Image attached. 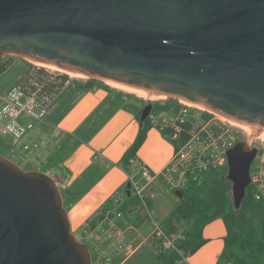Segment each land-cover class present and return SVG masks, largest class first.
Here are the masks:
<instances>
[{"label":"water","instance_id":"water-1","mask_svg":"<svg viewBox=\"0 0 264 264\" xmlns=\"http://www.w3.org/2000/svg\"><path fill=\"white\" fill-rule=\"evenodd\" d=\"M16 57L196 106L264 131V0H0V61ZM143 107L140 120L149 115ZM255 147L225 151L239 210ZM0 156V264H91L56 180Z\"/></svg>","mask_w":264,"mask_h":264},{"label":"crops","instance_id":"crops-1","mask_svg":"<svg viewBox=\"0 0 264 264\" xmlns=\"http://www.w3.org/2000/svg\"><path fill=\"white\" fill-rule=\"evenodd\" d=\"M18 60V69L11 78L3 79L4 72L0 74V151H7L26 164V171L47 168L44 173L49 174L58 169L56 180L61 181L58 189L70 232L77 240L87 242L88 235L99 226L101 230L91 246L102 250L108 264H162L156 246L150 243L155 228L145 235L138 232L131 220L122 221L123 213L117 212V208L125 199L122 187L132 179L139 189L142 208L131 212L146 211L147 214H141L147 215L153 226L158 218L164 221L168 217L178 201L164 181L165 169L175 151L173 143L157 128L149 129L136 152L138 163L149 174L132 167L128 176L119 162L138 136L140 125L135 109L141 106L99 87L85 89L69 84L47 107L9 119L3 115L7 106L4 96L29 69L27 61ZM30 143L38 144L36 151L23 149V145ZM157 202L160 204L155 208ZM106 204L111 206L114 216L98 222L99 210ZM201 234L204 244L176 264H221L219 256L226 235L223 221L212 220Z\"/></svg>","mask_w":264,"mask_h":264},{"label":"trees","instance_id":"trees-1","mask_svg":"<svg viewBox=\"0 0 264 264\" xmlns=\"http://www.w3.org/2000/svg\"><path fill=\"white\" fill-rule=\"evenodd\" d=\"M11 62V57H5L0 61V74H2ZM29 66L28 71L12 87H19L26 95L35 94L42 104L47 107L57 96L61 89L69 81L65 73L57 74L51 82L46 81L47 73L43 67ZM45 78V79H44ZM73 85L80 88H103L110 89L116 95L126 97L122 91H115L104 82L96 79H86L82 84L74 81ZM148 103H146L147 105ZM151 114L171 113L178 111L179 105L175 99L169 98L164 102H152ZM143 107L135 109V118L139 121L140 130L133 144L125 151L119 162V166L131 175L132 167L134 170L139 169L136 159V152L144 142L146 133L153 126L149 118L140 120ZM184 125V128H187ZM162 135L169 139L174 146L176 141H184L187 131L178 134L176 141L171 140L168 131H161ZM241 138H239V141ZM136 164V165H135ZM222 168V169H221ZM220 169H213L201 176L199 182L191 179L178 189H171L172 193L177 196V204L173 211L161 224L160 229L164 237L171 235L182 236L176 238L169 248H163L161 238L154 235L152 242L155 241L157 258L162 264H176L183 257L195 253L203 244L202 229L205 225L214 219L220 218L226 229L224 237V247L219 256L218 263L228 264H264V194L259 200L253 198L251 189L246 188V195L240 209H234L230 193V183L223 177V171L227 170L226 164ZM133 170V171H134ZM132 182L128 180L122 187L125 199L117 208V212L125 213L128 210L142 208L138 197L133 194ZM110 203V202H109ZM110 205L106 204L99 210L97 217L98 222H104L113 218V213L109 209ZM188 223L189 227L184 223ZM91 263L94 262V255L91 254Z\"/></svg>","mask_w":264,"mask_h":264},{"label":"built area","instance_id":"built-area-1","mask_svg":"<svg viewBox=\"0 0 264 264\" xmlns=\"http://www.w3.org/2000/svg\"><path fill=\"white\" fill-rule=\"evenodd\" d=\"M46 73V81L48 82L53 81L54 77L57 76L54 72L46 71ZM65 85H69V81L65 82ZM20 98H23V101H19ZM4 100L7 101V106L3 109V115L11 120L17 119L21 114H31L34 109L45 108L35 94L26 95L19 87L6 93ZM176 101L179 105L176 113H149L147 116L154 128H157L160 132L168 131L170 133L169 138L173 141L178 139L179 133L187 131L186 136L188 137L184 141H176L173 158L164 172V181L170 189L181 188L188 179L198 182L201 175L210 170L223 167L226 164L225 151L239 142L240 132L245 134V131L237 130L238 126L234 127L236 125L229 123V121L219 115L185 105L179 100ZM216 117H221L228 124ZM184 125L188 127L184 128ZM3 128L2 132L5 133L7 126ZM252 140L253 138L246 142L250 148L255 147L257 149L250 166L249 186H251L253 198L259 200L264 194V139ZM37 148V143L23 145V149L27 152L36 151ZM139 169H141V173L149 174L147 168L142 164H139ZM130 181L132 182V179ZM132 187L133 194L140 197L139 189L135 187L133 182ZM117 215L119 216L120 214ZM100 230L98 226L94 233L89 234L86 243L91 246V243L96 241V235ZM155 233L159 238H164L160 230L157 229ZM162 246L163 248H169L172 245L163 242ZM92 254L95 256L94 264H108V258L104 257L101 249L92 248Z\"/></svg>","mask_w":264,"mask_h":264},{"label":"rangeland","instance_id":"rangeland-1","mask_svg":"<svg viewBox=\"0 0 264 264\" xmlns=\"http://www.w3.org/2000/svg\"><path fill=\"white\" fill-rule=\"evenodd\" d=\"M18 59H20V58H16V57H11V62H10V64H9V66L7 67V71L5 72L4 71V76H3V79H9V78H11V75L15 72V71H17V69H18V66H17V63H18ZM17 61V62H16ZM15 62H16V65L15 66H13L14 64H15ZM27 63H29L28 65L29 66H31V67H36L35 69H38V68H41V66L40 65H37V64H32L31 62H28L27 61ZM11 66H13V67H11ZM38 67V68H37ZM47 72L48 71H50V72H54V73H56L57 72V70H54V69H51V68H47V67H43ZM57 73H62V72H57ZM65 75H67L68 77H69V84H72L74 81H78V83L79 84H82L85 80H86V78H84V77H77V76H71V75H68V74H65ZM106 85H109V87H111V88H113V89H115V91L117 90V91H122L123 92V95H127L128 96V98H126L125 100L126 101H132V103H136L138 106H141V107H144V106H146V103H148L149 104V102L150 103H152V102H164V101H166L167 99H169V98H165L164 96H154V95H142L141 96V94H137V93H134V92H132V91H130V90H127V89H124V88H119V87H116V86H113V85H110V84H107V83H105ZM119 86V85H118ZM204 111H206V109H204ZM216 118H219V120L220 121H225V120H223L221 117H216ZM227 124H228V122L227 121H225ZM230 123V122H229ZM234 125V124H233ZM234 127H237V126H234ZM241 128H243V129H241ZM241 128H239V127H237L236 129L237 130H240V131H245L244 133L245 134H242V132H240V138H241V140L240 141H243V142H247L249 139L251 140V138H253V140L252 141H256V139H264V136H262L260 133H258V135H257V133H256V135H255V133H253V134H249L250 133V131H252L251 129H247V127H241ZM253 129H255L254 127H253ZM249 134V135H248ZM264 134V133H263ZM168 140V139H167ZM254 143V142H253ZM256 145V144H255ZM1 147V146H0ZM1 152V151H0ZM0 154H3L4 155V157L5 158H7V159H9V160H11L14 164H16L21 170H23V171H26L28 168H27V165L26 164H24V163H22L20 160H18V159H15V158H12L11 157V155L7 152V151H5V152H1ZM220 169V168H219ZM222 169V168H221ZM46 170H47V168H45V169H41V173H44V172H46ZM217 170V169H216ZM39 172V171H38ZM49 173V172H48ZM45 174V173H44ZM227 174V170L224 172L223 171V178L225 179V175ZM204 175V174H203ZM202 176V175H201ZM200 179H202V178H200L199 177V179H198V182L200 183ZM226 180V179H225ZM230 183V182H229ZM249 188L251 189V186H249ZM230 193H231V183H230ZM230 193H229V195H230ZM171 197H173L172 199H175V196H171ZM230 197H231V195H230ZM232 201V200H231ZM159 204H160V202H157V203H155L154 204V207L156 208V207H158L159 206ZM164 204H165V202H164ZM141 213H145V214H147V212L146 211H144V212H141V211H138V210H135V212H131V211H127V212H125V213H123V218H122V221H124V222H126L127 220H128V222H130V220L132 221V224H134L137 228H139V230H138V232H140V233H142V234H146V233H148L150 230H153L154 228H155V231L158 229V230H160L161 231V229H160V226H161V224L164 222V221H160V219L158 218L157 219V223H156V226H153V225H151V220L149 219V217L146 215V217H143V215L141 214ZM169 216V215H168ZM184 225L187 227L189 224L186 222V223H184ZM189 227V226H188ZM171 236H173V237H164V238H161V241H162V243L163 242H165V243H169V245H172L173 244V242H174V240L176 239V238H180L182 235L181 234H179V235H171ZM87 247H88V249L90 250V252H91V254H92V247L88 244V243H86V242H83ZM150 243H152V244H154V245H156V243H155V241H151ZM91 264H94V262L92 261V263Z\"/></svg>","mask_w":264,"mask_h":264},{"label":"bare ground","instance_id":"bare-ground-1","mask_svg":"<svg viewBox=\"0 0 264 264\" xmlns=\"http://www.w3.org/2000/svg\"><path fill=\"white\" fill-rule=\"evenodd\" d=\"M37 64V63H36ZM37 65H40L41 67H47V68H51V69H54V70H57V71H60V72H62V73H65V74H68V75H71V76H77V77H83V76H81V75H78V74H75V73H71V72H66V71H64V70H62V69H58V68H56V67H51V66H45V65H43V64H37ZM107 84H110V85H113V86H116V87H119V88H124V89H127V90H130V91H132V92H134V93H137V94H141V96L142 95H152V94H149V93H142V92H139V91H137V90H135V89H133V88H130V87H125V86H122V85H120V84H118V83H114V82H106ZM119 85V86H118ZM161 97V96H160ZM192 107H196V106H192ZM196 108H198V109H200V110H204L203 108H199V107H196ZM207 111V110H206ZM224 119H226L227 121H229L230 123H232V124H234V125H236V126H238V127H247V129L249 128V129H251V130H254L253 129V127H251V126H247V125H245V124H242V123H239V122H236V121H233V120H229V119H227V118H224ZM255 128V127H254ZM256 133H257V135H258V133H260L262 136H264V131H256L255 132V135H256Z\"/></svg>","mask_w":264,"mask_h":264}]
</instances>
